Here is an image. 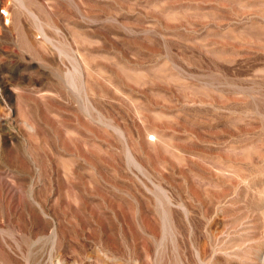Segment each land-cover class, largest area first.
<instances>
[{"label":"rangeland","instance_id":"1","mask_svg":"<svg viewBox=\"0 0 264 264\" xmlns=\"http://www.w3.org/2000/svg\"><path fill=\"white\" fill-rule=\"evenodd\" d=\"M0 264H264V0H0Z\"/></svg>","mask_w":264,"mask_h":264}]
</instances>
